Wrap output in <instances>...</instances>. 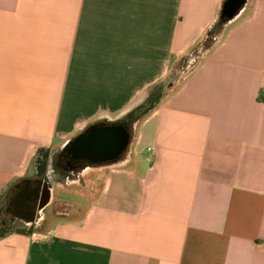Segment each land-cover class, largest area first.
I'll return each mask as SVG.
<instances>
[{"label": "crops", "instance_id": "crops-1", "mask_svg": "<svg viewBox=\"0 0 264 264\" xmlns=\"http://www.w3.org/2000/svg\"><path fill=\"white\" fill-rule=\"evenodd\" d=\"M221 2L0 0V196L35 151L138 104ZM69 183L68 215L0 237V264H264V0H245L120 161Z\"/></svg>", "mask_w": 264, "mask_h": 264}, {"label": "trees", "instance_id": "trees-1", "mask_svg": "<svg viewBox=\"0 0 264 264\" xmlns=\"http://www.w3.org/2000/svg\"><path fill=\"white\" fill-rule=\"evenodd\" d=\"M222 0L221 3H223ZM228 19L221 15V7L218 10L217 16L212 20L207 27L205 28L201 38L190 48L188 49L182 56H180L171 66L169 72L164 79V81L156 82L151 85L143 99L128 111H126L122 116H120L115 121H123L127 125L130 137L132 134L133 126L136 122L140 121L144 116H146L160 101L162 96L175 85L180 84L184 78L192 72L199 62L201 61L204 54L210 50L218 41L222 30L228 23ZM105 122L110 123L113 120H105ZM65 147L55 149V150H47V149H40V154L36 157L34 161V178H45V180L52 184V183H69L75 180L74 177H69L66 179L65 175L59 173L54 166H53V159L54 156ZM114 162H107L101 163L96 165H91L92 168H98L103 165L113 164ZM8 195V194H7ZM0 197L7 199V196L1 195ZM72 204L66 202H55L53 207V212L55 216L65 215L66 213L63 212V209L66 208L69 212L72 209ZM2 209L0 207V215ZM27 230H7L0 234V237H3L10 233H27Z\"/></svg>", "mask_w": 264, "mask_h": 264}, {"label": "water", "instance_id": "water-1", "mask_svg": "<svg viewBox=\"0 0 264 264\" xmlns=\"http://www.w3.org/2000/svg\"><path fill=\"white\" fill-rule=\"evenodd\" d=\"M245 0H224L221 5V15L232 21L242 8ZM130 144V134L127 129L120 125L97 126L95 123L88 125L81 132L69 139L64 145L68 146L69 152L75 159L86 158L92 163L114 160ZM87 171V170H86ZM44 198L39 207L41 214L51 204L52 188L43 182ZM33 221V214L29 215L26 224Z\"/></svg>", "mask_w": 264, "mask_h": 264}, {"label": "flooded vegetation", "instance_id": "flooded-vegetation-1", "mask_svg": "<svg viewBox=\"0 0 264 264\" xmlns=\"http://www.w3.org/2000/svg\"><path fill=\"white\" fill-rule=\"evenodd\" d=\"M97 126H109V125H120L127 129L125 122L110 121V123L104 120H98L95 122ZM129 132V131H128ZM128 148V147H127ZM127 148L119 154L114 160L92 163L89 159L81 158L75 159L72 157V153L68 150V146L63 147L54 156L53 166L60 171L62 175H65L66 179L69 177H74L75 180H79L80 177L86 170L92 169L91 165L107 163V162H118L120 161L127 151ZM48 183L45 178H34L23 181L22 183L16 185L11 192L7 195V203L5 213L9 215L11 221H18L27 226L33 224H39L43 221V213L39 211V207L44 198L42 183ZM51 185L50 183H48ZM33 214V221L30 224H26L29 220V215Z\"/></svg>", "mask_w": 264, "mask_h": 264}, {"label": "rangeland", "instance_id": "rangeland-1", "mask_svg": "<svg viewBox=\"0 0 264 264\" xmlns=\"http://www.w3.org/2000/svg\"><path fill=\"white\" fill-rule=\"evenodd\" d=\"M166 77H164L163 79H161L160 81H164ZM158 81V82H160ZM168 92V91H167ZM138 125V122L135 123V125L133 126V134L135 132V126ZM40 154V150L35 151V153L31 156L30 158V165L32 166V169L29 171L28 175H30V177L34 176V161L36 159V157H38V155ZM80 180H82V176L80 177ZM83 182H81L80 184H82ZM53 185V190H52V203L50 205H48L45 209L43 214L46 216V221L47 223H49L51 220H53L55 216L54 212H53V207L55 202H70L73 203L76 200H78V195H77V191H76V186L71 185L70 183H60L63 186H58L56 185V183H52ZM83 185V184H82ZM52 188V187H51ZM6 203L7 201L0 197V207L2 209L1 215H0V234L7 231V230H27L30 229L29 226L24 225L22 223H19L18 221H11V219L9 218V215H7L5 213V209H6ZM63 212L66 213L65 216L68 215L69 210L64 208Z\"/></svg>", "mask_w": 264, "mask_h": 264}]
</instances>
